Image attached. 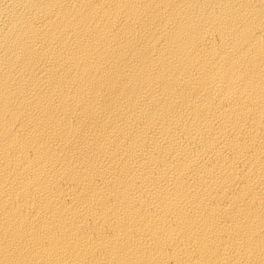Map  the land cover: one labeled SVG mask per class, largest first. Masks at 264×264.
Returning <instances> with one entry per match:
<instances>
[{
	"label": "bare ground",
	"instance_id": "1",
	"mask_svg": "<svg viewBox=\"0 0 264 264\" xmlns=\"http://www.w3.org/2000/svg\"><path fill=\"white\" fill-rule=\"evenodd\" d=\"M0 264H264V0H0Z\"/></svg>",
	"mask_w": 264,
	"mask_h": 264
}]
</instances>
